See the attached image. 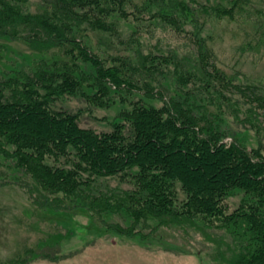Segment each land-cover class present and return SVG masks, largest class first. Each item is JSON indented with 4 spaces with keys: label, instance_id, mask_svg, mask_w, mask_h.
<instances>
[{
    "label": "trees",
    "instance_id": "1",
    "mask_svg": "<svg viewBox=\"0 0 264 264\" xmlns=\"http://www.w3.org/2000/svg\"><path fill=\"white\" fill-rule=\"evenodd\" d=\"M32 1L0 0V38L29 50L0 69V158L33 205L127 217L115 232L144 240L135 224L223 231L235 244L224 264H264V93L219 68L203 34L264 0H36V12ZM143 13L193 27V52L144 49ZM131 18L140 24L123 37ZM74 100L122 109L101 130Z\"/></svg>",
    "mask_w": 264,
    "mask_h": 264
},
{
    "label": "rangeland",
    "instance_id": "2",
    "mask_svg": "<svg viewBox=\"0 0 264 264\" xmlns=\"http://www.w3.org/2000/svg\"><path fill=\"white\" fill-rule=\"evenodd\" d=\"M131 1L139 7L147 2ZM195 1L205 4L207 0ZM38 3L33 0L30 4L34 12ZM255 3L246 18H242L238 11L232 20L213 18L206 24L203 34L218 67L239 75L240 80L249 83L251 88L255 86L260 91L254 90L257 94L264 93V2ZM139 16L145 29L135 38L142 39L144 49L150 51L159 45L165 54L170 52L168 48L178 50L180 54L193 52V27L181 25L175 28L164 20L154 24L145 13ZM138 24L133 23L132 18L123 21L120 27L122 36L130 35ZM106 36L115 37L114 34ZM25 47L0 38V69L6 72L14 68L16 62H22L20 51L29 53ZM114 104L112 108L98 110L88 103L74 100L69 106L76 110L95 109V116L101 119L97 128L108 130V123L122 109L121 101ZM155 104L160 106L159 102ZM241 136L249 149L256 148L257 138L261 137L254 129ZM10 165L13 163L0 158V264H224L223 254L232 256L229 246L232 249L235 244L223 231L203 230L197 225L154 229L156 226L152 222L148 226L146 223L135 224V231L142 230L143 226L144 240L140 236L115 232L114 229L119 227L127 231L126 228L133 225L127 217L106 216L99 220L91 219L84 210L61 213L49 208L39 209L25 190L15 183H26V178L19 179L22 174L11 167L8 169ZM125 188L129 189L128 186ZM241 198L242 195L237 194L228 201L230 210L240 203Z\"/></svg>",
    "mask_w": 264,
    "mask_h": 264
}]
</instances>
